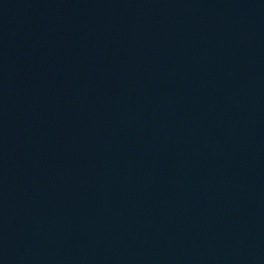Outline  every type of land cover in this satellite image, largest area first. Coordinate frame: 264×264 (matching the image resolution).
<instances>
[{"label":"water","instance_id":"water-1","mask_svg":"<svg viewBox=\"0 0 264 264\" xmlns=\"http://www.w3.org/2000/svg\"><path fill=\"white\" fill-rule=\"evenodd\" d=\"M0 264H264V0H0Z\"/></svg>","mask_w":264,"mask_h":264}]
</instances>
